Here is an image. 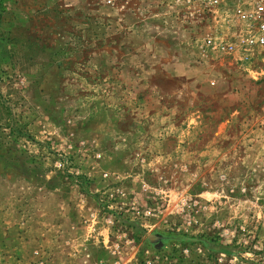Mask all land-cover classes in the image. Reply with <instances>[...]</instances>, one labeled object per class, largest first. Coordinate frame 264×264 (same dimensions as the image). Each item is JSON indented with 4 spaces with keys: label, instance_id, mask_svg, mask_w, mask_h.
<instances>
[{
    "label": "rangeland",
    "instance_id": "1",
    "mask_svg": "<svg viewBox=\"0 0 264 264\" xmlns=\"http://www.w3.org/2000/svg\"><path fill=\"white\" fill-rule=\"evenodd\" d=\"M185 11L0 1V264H264V50Z\"/></svg>",
    "mask_w": 264,
    "mask_h": 264
},
{
    "label": "built area",
    "instance_id": "2",
    "mask_svg": "<svg viewBox=\"0 0 264 264\" xmlns=\"http://www.w3.org/2000/svg\"><path fill=\"white\" fill-rule=\"evenodd\" d=\"M176 1L186 9L185 12H188L190 0ZM207 1L218 10L224 11L235 25L238 38L249 50L254 48L264 50V0Z\"/></svg>",
    "mask_w": 264,
    "mask_h": 264
},
{
    "label": "water",
    "instance_id": "3",
    "mask_svg": "<svg viewBox=\"0 0 264 264\" xmlns=\"http://www.w3.org/2000/svg\"><path fill=\"white\" fill-rule=\"evenodd\" d=\"M149 240L153 243V246L158 249L159 247H162L164 238L160 235H153Z\"/></svg>",
    "mask_w": 264,
    "mask_h": 264
},
{
    "label": "trees",
    "instance_id": "4",
    "mask_svg": "<svg viewBox=\"0 0 264 264\" xmlns=\"http://www.w3.org/2000/svg\"><path fill=\"white\" fill-rule=\"evenodd\" d=\"M1 1V0H0Z\"/></svg>",
    "mask_w": 264,
    "mask_h": 264
}]
</instances>
